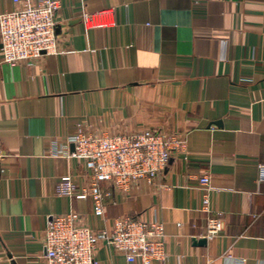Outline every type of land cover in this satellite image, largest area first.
<instances>
[{
    "label": "crops",
    "instance_id": "0c3cea01",
    "mask_svg": "<svg viewBox=\"0 0 264 264\" xmlns=\"http://www.w3.org/2000/svg\"><path fill=\"white\" fill-rule=\"evenodd\" d=\"M102 10L107 27L85 28ZM57 21L58 55L0 66V264H47V222L71 211L93 231L161 223L165 259L152 264H264V0H61ZM144 130L185 141L153 185L101 184L102 217L55 194L63 176L90 181L71 136ZM210 220L221 231L208 239ZM95 259L129 264L105 241Z\"/></svg>",
    "mask_w": 264,
    "mask_h": 264
},
{
    "label": "built area",
    "instance_id": "2783aa9c",
    "mask_svg": "<svg viewBox=\"0 0 264 264\" xmlns=\"http://www.w3.org/2000/svg\"><path fill=\"white\" fill-rule=\"evenodd\" d=\"M14 8L0 11V66L35 65L47 56L58 55L61 48L56 35L61 0H11ZM112 10L85 13V28H104L100 21ZM112 14V13H111ZM100 18V19H99ZM72 157L83 163L90 181L77 187L70 175L63 176L55 187L57 196L90 199L93 215L102 217L103 199L109 191L101 184L128 193L141 182L153 185L163 174L174 152L182 151L185 141L175 135L144 130L133 134L93 136L77 133L69 138ZM259 181H264V166H259ZM210 190L208 174L199 178ZM205 198L203 206L208 207ZM79 215L71 211L52 216L44 231V258L47 264H97L95 253L105 241L122 254L127 263L162 262L165 259V231L161 223L143 222L130 217L116 219L109 230H90L79 224ZM221 231L217 220H210L206 238Z\"/></svg>",
    "mask_w": 264,
    "mask_h": 264
},
{
    "label": "water",
    "instance_id": "95a60500",
    "mask_svg": "<svg viewBox=\"0 0 264 264\" xmlns=\"http://www.w3.org/2000/svg\"><path fill=\"white\" fill-rule=\"evenodd\" d=\"M198 244H199V245H203V244H205V240H201V241H199Z\"/></svg>",
    "mask_w": 264,
    "mask_h": 264
}]
</instances>
